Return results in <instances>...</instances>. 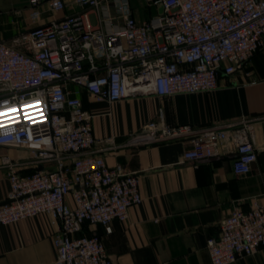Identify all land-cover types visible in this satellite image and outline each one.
<instances>
[{
	"label": "built area",
	"instance_id": "2783aa9c",
	"mask_svg": "<svg viewBox=\"0 0 264 264\" xmlns=\"http://www.w3.org/2000/svg\"><path fill=\"white\" fill-rule=\"evenodd\" d=\"M74 2L98 13V23L77 12L35 24L10 43L0 40V148L31 152L28 160L0 157L9 184L0 224L47 214L59 223L50 264H112L100 236L85 234L83 223L108 233L112 219L125 221L142 200L139 176L91 152V114L70 85L107 102L213 90L219 74L244 70L264 46V0H143L161 11L141 21L130 0ZM28 3L36 22L41 0ZM47 5L57 12L64 2ZM116 18L121 26H113ZM254 123L242 117L237 125L198 129L165 124L160 112L136 138L186 140L182 160L193 164L233 154V172L247 174L256 160ZM26 168L32 171L22 173ZM206 248L211 264H230L264 248V204L234 207Z\"/></svg>",
	"mask_w": 264,
	"mask_h": 264
},
{
	"label": "crops",
	"instance_id": "0c3cea01",
	"mask_svg": "<svg viewBox=\"0 0 264 264\" xmlns=\"http://www.w3.org/2000/svg\"><path fill=\"white\" fill-rule=\"evenodd\" d=\"M63 2L62 10L52 12L47 0H41L39 18L32 22L28 0H0V40L10 43L35 24L77 12H87L90 22L98 23V13L89 7L74 0ZM130 6L140 21L160 11L143 0H130ZM109 9L115 13L113 2ZM100 14L105 15V7ZM121 25L116 18L113 26ZM103 27L109 25L103 22ZM70 87L77 90L83 108L91 114L96 139L91 152L102 155L109 167L120 164L139 176L142 200L129 208L127 219H112L108 233L100 224L92 226L112 264H211L206 242L219 235L222 219L234 207L247 210L254 202L264 204V46L244 70L219 74L217 87L206 92L143 94L107 102L95 100L81 87ZM160 112L165 124H190L198 129L237 125L242 117L254 118L256 160L251 171L235 174L233 154L196 164L183 161L186 140L136 138L145 123L157 119ZM3 155L28 160L31 152L0 148V157ZM43 167L47 168L39 165L37 169ZM8 188L6 166L0 162V202ZM58 227L47 214L0 224V264L52 263L56 255L52 235ZM230 264H264V248Z\"/></svg>",
	"mask_w": 264,
	"mask_h": 264
},
{
	"label": "trees",
	"instance_id": "16d2710c",
	"mask_svg": "<svg viewBox=\"0 0 264 264\" xmlns=\"http://www.w3.org/2000/svg\"><path fill=\"white\" fill-rule=\"evenodd\" d=\"M32 171V170H31ZM29 171V172H31ZM92 225H90L87 221L83 223V232L87 235H93L96 234L94 230H92Z\"/></svg>",
	"mask_w": 264,
	"mask_h": 264
},
{
	"label": "rangeland",
	"instance_id": "374dc122",
	"mask_svg": "<svg viewBox=\"0 0 264 264\" xmlns=\"http://www.w3.org/2000/svg\"><path fill=\"white\" fill-rule=\"evenodd\" d=\"M5 149H18V148H5ZM5 152H3V154H4ZM92 228V230L94 229L93 227H91Z\"/></svg>",
	"mask_w": 264,
	"mask_h": 264
},
{
	"label": "water",
	"instance_id": "95a60500",
	"mask_svg": "<svg viewBox=\"0 0 264 264\" xmlns=\"http://www.w3.org/2000/svg\"><path fill=\"white\" fill-rule=\"evenodd\" d=\"M160 11H161V8H160ZM39 169V168H38ZM6 201H2V202H0V204H2V203H5Z\"/></svg>",
	"mask_w": 264,
	"mask_h": 264
},
{
	"label": "snow or ice",
	"instance_id": "6c2138e0",
	"mask_svg": "<svg viewBox=\"0 0 264 264\" xmlns=\"http://www.w3.org/2000/svg\"><path fill=\"white\" fill-rule=\"evenodd\" d=\"M3 111V109H0V112H2Z\"/></svg>",
	"mask_w": 264,
	"mask_h": 264
}]
</instances>
